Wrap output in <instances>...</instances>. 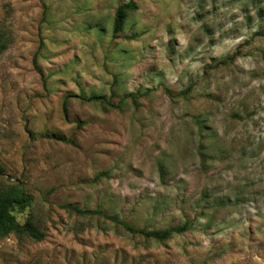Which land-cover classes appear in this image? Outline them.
I'll use <instances>...</instances> for the list:
<instances>
[{
    "label": "rangeland",
    "instance_id": "374dc122",
    "mask_svg": "<svg viewBox=\"0 0 264 264\" xmlns=\"http://www.w3.org/2000/svg\"><path fill=\"white\" fill-rule=\"evenodd\" d=\"M0 32V191L46 235L0 264H264V0H0Z\"/></svg>",
    "mask_w": 264,
    "mask_h": 264
},
{
    "label": "trees",
    "instance_id": "16d2710c",
    "mask_svg": "<svg viewBox=\"0 0 264 264\" xmlns=\"http://www.w3.org/2000/svg\"><path fill=\"white\" fill-rule=\"evenodd\" d=\"M138 10V5L134 1L119 6L116 9L113 19V33L114 35L121 34L128 23L130 16ZM136 39V37H133ZM10 45V41L7 40L3 32H0V55H2ZM191 89H188L183 96H186ZM166 93L175 97L168 89ZM134 96V95H132ZM135 99V98H134ZM136 100V99H135ZM67 101H64L63 111L67 114ZM87 102L100 104L108 109L122 108L125 101L115 105L107 100L104 96L94 95L86 99ZM60 142L75 146V141L67 139L65 137H55ZM5 170L0 166V176L3 175ZM163 166H161V174L163 176ZM33 204V197L26 191L21 184H12L9 188L0 191V240L7 238L11 235L22 236L30 238L34 241H42L45 239V232L37 224L33 217H27L24 222H20L18 215L24 214ZM73 211L79 215L89 214L86 211H81L78 208L73 207ZM110 220L123 228V230L134 236L142 237L146 240H152L158 243H164L173 239L175 236L185 234L191 230V225L186 222L176 227L165 228L161 230H149L148 228H136L133 225L122 221L115 217H110Z\"/></svg>",
    "mask_w": 264,
    "mask_h": 264
}]
</instances>
